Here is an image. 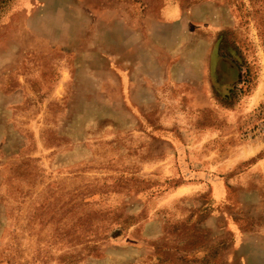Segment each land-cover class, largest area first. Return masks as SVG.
I'll return each mask as SVG.
<instances>
[{"label": "rangeland", "instance_id": "374dc122", "mask_svg": "<svg viewBox=\"0 0 264 264\" xmlns=\"http://www.w3.org/2000/svg\"><path fill=\"white\" fill-rule=\"evenodd\" d=\"M0 264H264V0H7Z\"/></svg>", "mask_w": 264, "mask_h": 264}, {"label": "trees", "instance_id": "16d2710c", "mask_svg": "<svg viewBox=\"0 0 264 264\" xmlns=\"http://www.w3.org/2000/svg\"><path fill=\"white\" fill-rule=\"evenodd\" d=\"M7 3V0H0V8H2Z\"/></svg>", "mask_w": 264, "mask_h": 264}]
</instances>
